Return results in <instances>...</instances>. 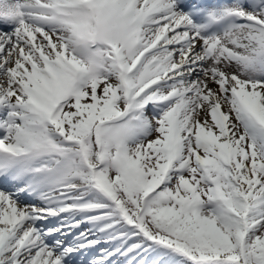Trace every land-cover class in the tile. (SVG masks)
Listing matches in <instances>:
<instances>
[{
	"label": "snow or ice",
	"instance_id": "snow-or-ice-1",
	"mask_svg": "<svg viewBox=\"0 0 264 264\" xmlns=\"http://www.w3.org/2000/svg\"><path fill=\"white\" fill-rule=\"evenodd\" d=\"M0 264H264V0H0Z\"/></svg>",
	"mask_w": 264,
	"mask_h": 264
}]
</instances>
